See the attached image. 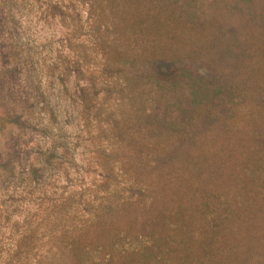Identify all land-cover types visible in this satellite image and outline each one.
Wrapping results in <instances>:
<instances>
[{
	"label": "rangeland",
	"instance_id": "374dc122",
	"mask_svg": "<svg viewBox=\"0 0 264 264\" xmlns=\"http://www.w3.org/2000/svg\"><path fill=\"white\" fill-rule=\"evenodd\" d=\"M126 12L145 19L133 24L135 41L112 32ZM170 13L176 28L147 25ZM174 48L181 57H150ZM114 49L140 57L105 59ZM196 78L201 89L191 97ZM0 99L29 122L0 127L1 152L14 166L13 177L0 170L2 204L40 203L38 221L55 215L75 231L90 200L94 207L103 188L115 187L101 186L104 174L149 158L145 146L166 141L160 131L184 132L176 143L216 166L238 143L243 154L257 143L264 153V0H0ZM258 196L264 203V187ZM249 221L263 249L264 208Z\"/></svg>",
	"mask_w": 264,
	"mask_h": 264
},
{
	"label": "trees",
	"instance_id": "16d2710c",
	"mask_svg": "<svg viewBox=\"0 0 264 264\" xmlns=\"http://www.w3.org/2000/svg\"><path fill=\"white\" fill-rule=\"evenodd\" d=\"M4 12L12 22L10 8ZM178 18L172 13L160 18L152 15L147 25L176 28ZM120 22L116 26L118 22L112 21V32L135 41L133 24H143L145 19L126 12ZM150 52L151 59L181 57L176 48L169 54ZM112 54L104 58L118 61L140 57V53H120L117 49ZM157 77L151 74L154 82ZM196 82L191 97L201 89L200 78ZM5 106L0 99V127L9 124L24 128L29 124L23 113ZM41 126L40 130L47 132L46 126ZM176 132L184 134L178 129L156 133L166 141L156 146L148 143L145 150L149 158L136 157L126 168L120 166L117 174H104L101 186L113 181L115 187L108 191L103 188L104 194L94 207L90 200L87 213H92L75 231L72 225L55 223V215L38 221L35 213L40 203L33 207L19 202L11 207L0 200V264H264L260 228L249 221L264 208L263 198L258 196L264 187L260 144L251 146L246 154L243 145H232L225 156L228 161L218 160L220 166H216L201 160L195 150L177 144L173 139ZM41 154V162L50 164L52 152L45 149ZM6 155L9 150L3 153L0 146V170L13 177L14 166L8 165ZM106 163H100L102 170ZM30 171L37 170L32 166Z\"/></svg>",
	"mask_w": 264,
	"mask_h": 264
}]
</instances>
